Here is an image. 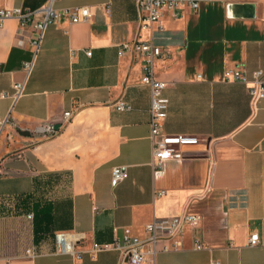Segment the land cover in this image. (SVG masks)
Masks as SVG:
<instances>
[{
	"label": "crops",
	"instance_id": "obj_1",
	"mask_svg": "<svg viewBox=\"0 0 264 264\" xmlns=\"http://www.w3.org/2000/svg\"><path fill=\"white\" fill-rule=\"evenodd\" d=\"M48 2L0 0V9L35 12L26 27L17 19L0 26V95L25 79ZM82 7L87 22L62 16L47 27L13 109L0 98V264H123L119 251L95 252L94 244L126 231L143 237L148 223L183 214L201 216V226L185 231L183 248L148 254L144 264H264V99L255 106L247 85L222 79L226 68L264 69V0H200L196 11H167L147 25L138 0L54 4L59 12ZM148 40L168 54L154 63L168 84L164 132L203 140L162 169L152 165L142 59L120 52ZM119 101L132 109L117 110ZM49 124L59 126L54 134L38 132ZM117 166L128 178L113 186ZM43 210L51 231L37 243L34 215ZM60 232L83 234L74 254L56 251ZM255 233L260 243L251 246Z\"/></svg>",
	"mask_w": 264,
	"mask_h": 264
},
{
	"label": "built area",
	"instance_id": "obj_2",
	"mask_svg": "<svg viewBox=\"0 0 264 264\" xmlns=\"http://www.w3.org/2000/svg\"><path fill=\"white\" fill-rule=\"evenodd\" d=\"M56 0H49L44 8V19L36 24L37 36L31 42L34 47L32 58L24 62L23 71L25 79L13 84V92H4L0 98L11 101V110L25 94L27 80L30 77L40 48L42 46L46 29L55 23L62 16H67L72 23L87 22L90 17V10L87 7L67 8L61 12L55 10ZM189 7L196 11L200 7V0H138L140 20L144 24L159 23L165 12H170L174 18H181L185 8ZM35 12L22 8L0 9V26L5 20L17 19L21 27H26L33 23ZM135 52L142 59L143 75L141 83L150 87L151 108H150V141L152 145L153 161L155 169H162L167 161L182 159L185 157L184 149L197 146L203 140L194 135L188 134H168L163 130V122L167 117L169 109V99L165 96L168 84L154 76L155 60L168 54H164L163 48L153 40L136 41L123 44L120 52ZM91 55V52H87ZM225 82H240L248 86L249 94L253 104H257L264 99V69H259L249 75L245 70L234 67L226 68L222 77ZM119 111H130L132 106L119 101L115 105ZM64 119H71V112L64 113ZM6 121V120H5ZM5 122L0 121V126ZM41 134H54L55 125L49 124L38 131ZM128 178V168L117 166L112 170L113 186ZM202 218L199 215L183 214L180 216L168 217L154 220L144 227V236H132L128 231L122 239L116 238L112 243L99 245L94 244L95 252L119 251L123 255V264H144L146 256H155L159 252L177 251L183 248V238L186 230H195L201 226ZM83 239V234L60 232L55 235L56 251L60 254H74V246ZM260 243L257 233L251 235L249 245L256 246ZM198 248H202L199 244ZM213 264H219L214 262Z\"/></svg>",
	"mask_w": 264,
	"mask_h": 264
},
{
	"label": "trees",
	"instance_id": "obj_3",
	"mask_svg": "<svg viewBox=\"0 0 264 264\" xmlns=\"http://www.w3.org/2000/svg\"><path fill=\"white\" fill-rule=\"evenodd\" d=\"M39 216V219H36ZM35 222V242H39L46 234L51 231L50 215L43 210L41 213L34 215Z\"/></svg>",
	"mask_w": 264,
	"mask_h": 264
},
{
	"label": "water",
	"instance_id": "obj_4",
	"mask_svg": "<svg viewBox=\"0 0 264 264\" xmlns=\"http://www.w3.org/2000/svg\"><path fill=\"white\" fill-rule=\"evenodd\" d=\"M59 126H55V129H57Z\"/></svg>",
	"mask_w": 264,
	"mask_h": 264
}]
</instances>
